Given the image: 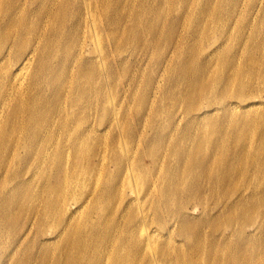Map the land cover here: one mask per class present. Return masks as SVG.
<instances>
[{"label": "rangeland", "instance_id": "1", "mask_svg": "<svg viewBox=\"0 0 264 264\" xmlns=\"http://www.w3.org/2000/svg\"><path fill=\"white\" fill-rule=\"evenodd\" d=\"M44 1L0 0L1 53L7 44H13L7 61L0 60V91L5 89L1 87L3 84L8 91L3 109L0 107V264H94L89 254L104 238L103 225L113 217L118 219L123 209L135 215L137 208L134 203L129 204L128 189L114 196H93L88 202L84 200L83 205L76 204L80 202L77 199L72 201L87 191H99L102 184L98 181H116L108 144H97L94 140L82 150L83 155L64 149L42 150L34 144L32 134L37 133L40 123L35 115L41 114L43 100L54 103L52 97L57 88L48 79L51 69L61 67L57 55L69 52L74 39L73 29L66 27L63 20L55 19L51 24L40 14L39 6ZM103 3L108 25L98 44L101 41L107 46L108 69L117 66L115 79L109 78L112 102L100 114L96 115L91 107V111H80L78 118L96 127L101 119L103 140L108 141L114 130L108 129L112 104L124 112L128 127L134 130L130 134L134 135L133 140L128 137L130 146L141 136L140 144L157 153L160 173L170 175L163 187L167 199H161L156 215L153 210L149 215L154 220L149 224L153 235L170 237L169 242L182 251L179 242L185 237L177 234L179 229L174 222L169 224L172 213L166 205L174 206L186 192L196 197L186 209L193 218L198 216L203 221L206 218L200 200H205L206 205L234 201L236 207L233 214H223L211 226H203L202 222L204 232L199 234L214 232L216 228L218 232L235 231L239 224L253 233L264 222V0H103ZM15 4L18 9L12 7ZM61 5L68 12L66 17H70L75 9L65 1ZM109 17L115 18L113 24L107 22ZM114 34L120 44L117 48L112 44ZM96 42L85 44L82 59H93ZM34 49L39 55L32 59L29 71L35 72L37 79L20 77L18 81H4L6 72L13 73L17 63ZM42 55L51 69L43 68L41 75L38 64ZM225 75L249 81L246 95L240 97L233 89L228 95L219 96ZM79 96L83 101H95V92L92 97L89 93ZM249 96L252 98L242 99ZM210 102L212 105L208 107ZM64 104L68 106L69 101ZM78 104L82 106L83 102ZM32 116L34 120L30 119ZM72 133L51 132L46 136L47 143L54 140L63 145ZM198 141L209 146L224 142L223 151L229 149L233 162L237 167H245L247 176L223 181L214 178L215 171L206 167L181 170L183 163L172 147L177 146L178 153L182 145L194 149L192 142L195 145ZM159 157L163 158L162 164ZM73 164L85 170L75 175L79 182L76 186L64 180ZM175 172L180 173L176 178ZM234 173L231 171V175ZM178 179L179 192L184 190L181 195L174 191ZM197 185L203 186L202 191ZM224 187L229 189L225 195L212 192ZM250 189L258 193L252 194ZM45 206L50 208L48 220L44 218ZM70 214L75 234L67 241L63 224ZM36 217L38 222L33 224ZM167 222L170 231L161 228ZM191 222L194 230H184L195 247L199 226L196 221H184ZM126 226L123 224L122 228ZM112 231L111 227L109 233ZM256 235L244 244L248 264H264V233ZM231 238V243L236 241L235 236ZM104 245L105 242L98 245V253ZM179 250L175 252L180 253ZM186 259L181 264H204L196 256L193 263Z\"/></svg>", "mask_w": 264, "mask_h": 264}, {"label": "bare ground", "instance_id": "2", "mask_svg": "<svg viewBox=\"0 0 264 264\" xmlns=\"http://www.w3.org/2000/svg\"><path fill=\"white\" fill-rule=\"evenodd\" d=\"M62 1L70 3L71 9H75L70 12V17H66V13L68 14V12H65V10L62 9ZM105 6L103 0H45L39 6L40 14L43 15V17H46L47 20H50L51 24L55 22V19L57 22L63 20V24L66 27L73 29L74 39L69 52L64 53L62 56L56 54V61H59L58 65L61 67L54 69L55 67L53 66L51 69L50 64L43 61V55L41 56V60L38 64L39 73L42 75L43 68H46L47 70L51 69L52 72L48 79L52 86L55 85L57 89L52 97L54 103H51L52 100L48 102L43 100L41 114L35 115L37 118L36 122L40 123L36 128L37 133L34 132L32 134L34 144L42 150L50 148L62 151L64 149L80 153L81 155H83L82 150H85V147L94 140L98 141L97 144H108L111 160L115 163L114 178L116 181H98V184H102V188L99 191L96 189H93L91 192L87 191L79 197L72 198V201L73 199H77L80 202H77L76 204L83 205L84 200L88 202L87 199L90 200L93 196L102 197L106 194L114 196L116 193L121 194L120 190L128 189L130 192V198H128L129 204L134 203L137 208V213L135 215L126 213V209H123L118 219H114L113 217V220H110L111 222L107 221V223L103 225L101 233L104 235V238L99 241L98 245L103 242H105V245L99 253L98 245L96 248L92 249L89 254V259L93 260L94 264H181V261L185 262V260H187L186 257L189 258L188 261L190 263H193L194 257L196 256L198 260H203L204 264H248V253L244 244L249 241V238L257 236L256 234L261 235L264 233V222L257 228L255 227L256 229H254L255 231L253 233L244 230L243 226L239 224L235 231L233 229L228 231L222 229V231L218 232V228H216L212 230L214 232L202 234L203 237L199 234L201 231L204 232L202 222L203 226H211L213 220L218 222L220 216L223 214H233V211L236 209L234 201H214L212 204L209 203L206 205L205 200H200L202 214L206 217L203 221L201 217L197 216L193 218L188 215L186 209H188L191 202L195 201L196 197L193 196L192 193L186 192L187 195L181 198V200H177L174 206L169 207L172 203L166 205L169 212L172 213V215H170L167 212L169 214V224L174 222L173 225L179 229L177 230V234L185 237H183V242H179L182 246L180 247L182 251H180L175 243L171 244L169 242L171 239L170 237L163 236L162 238L153 235V230L149 225L154 221L153 219H149L150 212L153 210L154 215H156L159 204L161 205V199H167L163 187L164 184H166V179H168L170 175L160 173L161 167L158 166L157 153H154L152 148L149 149L148 145L145 144L142 146L140 144L141 136H138L139 138L137 142H133V145L130 146L128 137L131 139L133 138L134 135L130 134H133L134 130L128 127V117L124 112H121L112 104V111L109 114L111 122L108 125V129L114 127V130L108 141L103 140L105 135L101 131L103 128L100 127L102 125L101 119L100 122H98L99 126L96 127L89 124L87 121L83 123L78 118L80 111H91V107H93L96 115L100 114L106 106L112 102L111 93H109L110 90L108 88L109 78L115 79L117 66L115 65L114 68L109 67L108 69V56L106 54L107 46L103 42L101 43V41L100 44H98L104 32L107 31L108 24L105 20ZM12 7L18 9L16 4ZM107 22L113 24L115 18L109 17ZM77 35H79L78 38ZM63 38L64 37H61V39ZM116 38V34H114L112 44L115 48L120 45L119 40ZM91 41H97L93 59L84 60L82 59L81 54L84 50L85 44ZM36 44L39 45L40 40L37 41ZM8 46H10L9 49H7ZM12 48L13 44H7L5 51L8 52V54H5V51L3 53L0 51V60H2V62L5 63L7 61ZM71 51H74V54ZM38 55L39 53H37L35 49L27 53V55L20 61L18 60L19 62L15 66L13 73L11 71L6 72V78L4 81H18L20 77L23 79L28 78L31 81L37 79L36 73L29 71V69L31 67L32 59L38 57ZM26 74L28 76H24ZM93 83H95V88L91 91ZM231 84H236V88ZM248 86L249 81L247 80H243L237 76L230 77L229 75H225L223 82L220 84V91L217 93L219 96L224 97L235 89L236 93L241 94L240 97H243L246 95V89ZM1 87L5 88L0 91V107L3 109L5 105L4 98L8 91L6 84H3ZM9 88H11V86H9ZM18 91L22 92L23 89H19ZM93 92H95V101L91 99L90 102H87L85 100L86 104L85 101L80 100V97L82 96L79 95H82V93H89V97H92ZM215 97L216 95L213 99ZM248 98H252V96L242 99L246 100ZM218 100H221V98ZM218 100L214 102L217 103ZM66 101H69L68 106L64 104ZM81 101L83 102L82 106L78 104ZM211 103L212 102H210L208 107L212 105ZM232 104L233 103H231V105ZM30 119L34 120L33 116L30 117ZM56 131L64 134L71 133V131L73 133L71 139L63 145L54 140L47 143L48 140L46 139V136L51 132ZM37 135H39V137ZM164 141H166V139ZM222 143L216 142L212 146H209L207 143L199 141L195 145L192 142L194 149L191 145L187 146L184 144L178 153L177 146H173L172 148H175L173 150L175 151L174 154H179L178 160L183 163L181 170L185 169L189 172L194 167H206L208 170L215 171L214 178L223 181H230L238 176L240 178L247 176V169L242 166H236V162H233V159L228 154L229 149L223 151V145L225 146V143ZM224 153L226 154L223 155ZM159 161L160 164H162L163 158L159 157ZM79 167L80 165L73 164L69 174H66L64 178V180L70 181V186H76V184L79 183L75 178L76 174L80 175L85 173V170L79 169ZM231 171H234L235 173L231 175ZM179 174L180 173L175 172L173 177L176 178ZM174 183L176 184L174 188V191H176L175 194H184V190L179 192L180 179H178L177 183ZM108 185H111V187ZM107 186L108 189L106 191ZM197 186L199 192L202 191L201 189H203V186ZM228 191L229 189L225 188L223 190H214L212 192L216 195L222 196L227 194ZM250 192L252 194L258 193L255 189H250ZM194 195L196 194L194 193ZM58 200L57 205H60L61 203ZM196 205L197 204L194 203V206ZM49 211L50 208L45 206V220H48L49 218ZM72 218L73 214H70L68 221L63 224V230L65 231L67 241H69L75 234L72 228ZM185 220L196 221L195 225L197 227L199 226L198 230L195 232L197 238L195 239V247H193L192 238L188 239V236L185 233L186 231L184 230H194V228L191 227L193 223H186V226L184 223ZM228 221H231V219L228 218ZM32 222L33 224L37 223V217ZM244 223L245 222L242 221L243 225ZM123 224L127 225L126 229L122 228ZM129 224H131L130 229L128 227ZM169 224L168 222L167 224L164 223L161 228H166L170 231V229H168ZM224 226L226 227L227 225ZM111 227L113 228V231L109 233ZM232 236H235L236 238V241L233 243H231ZM176 249H178L180 253L175 252ZM65 253L68 256L72 255L70 252ZM253 254L254 253L252 252L250 256ZM258 257L259 255L256 256V258Z\"/></svg>", "mask_w": 264, "mask_h": 264}]
</instances>
